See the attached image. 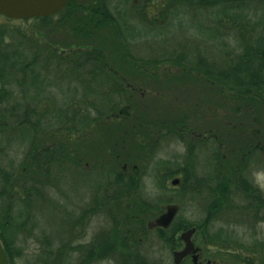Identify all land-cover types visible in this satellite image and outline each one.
Segmentation results:
<instances>
[{
  "label": "trees",
  "instance_id": "1",
  "mask_svg": "<svg viewBox=\"0 0 264 264\" xmlns=\"http://www.w3.org/2000/svg\"><path fill=\"white\" fill-rule=\"evenodd\" d=\"M132 9L139 17L133 21L128 17ZM196 12L204 14V19L182 20ZM32 19L26 27L10 24L9 18L0 22V241L9 264H22L17 260L23 257L29 239L38 242L40 250L33 262L25 264H66L61 262L65 258L74 264L105 260L157 264L142 253L144 236L153 232L159 246L171 252L180 246L178 233L191 227L208 245L236 249L234 256L241 261H264V237L252 238L246 246L251 254L237 252L234 245L243 247L242 240L232 236L228 226L241 222L237 217L221 220L232 197V182L235 212L253 213L254 218L259 214L253 229L245 227L253 234L261 233L264 225V191L241 173L246 164L252 165L250 158L256 151L264 158V0H69L59 12ZM137 22L153 27L184 24L182 36L188 37L169 53L137 54L133 48L139 46L144 30L137 29ZM210 46L214 55L207 51ZM51 65L80 73L99 72L114 86L106 91L107 99L115 97L114 103L102 106L100 96L80 95L72 100L62 94L54 99L55 84L47 73ZM26 79L31 82L27 93L21 87ZM183 81L191 84V100L185 108L173 106L169 117L161 120L135 112L149 93L156 94L153 99L171 92L177 100L171 85ZM206 95L209 102L204 100ZM219 107L225 112L217 119L213 113ZM190 118L206 119L209 125L200 127ZM113 123L122 132L120 138L113 140L100 160L86 159L79 144ZM131 133L133 141L126 137ZM166 135L184 144L183 162L179 161L182 155L176 160L159 158L156 147ZM126 139L144 153L133 155ZM126 142L128 153L117 150ZM203 145L212 163L207 171H198L194 157ZM60 165L110 172L78 211L73 227L83 217L85 224L102 214L106 217L102 239L89 244L57 243L36 220L24 216L23 206L35 197H45V188L56 189L54 174ZM152 165L159 167L157 175ZM254 166L264 167V162ZM175 176H179V187L168 188L167 180ZM159 189L166 190L165 198L159 196ZM153 190L157 193L152 196ZM202 192H206L200 194L205 210L191 219L183 212L182 198ZM56 202L57 207L63 206ZM174 202L180 204L181 212L177 209L179 213L166 226L156 223L161 204Z\"/></svg>",
  "mask_w": 264,
  "mask_h": 264
},
{
  "label": "rangeland",
  "instance_id": "2",
  "mask_svg": "<svg viewBox=\"0 0 264 264\" xmlns=\"http://www.w3.org/2000/svg\"><path fill=\"white\" fill-rule=\"evenodd\" d=\"M118 1V0H114ZM126 8L128 9L129 3H125ZM192 15H186L183 17L182 20L190 21H200L201 19H204V14L201 12H196V14L193 13ZM129 19L131 21L139 18L137 13L134 9L129 11ZM196 17V18H195ZM0 22H9L6 17L0 15ZM10 24H16L20 27L29 26L33 23V19H11L9 22ZM136 27L137 29H144L139 37V40L137 41V44H139L138 47H134V51L137 54L146 55L150 57H156L158 55H162L163 53H169L173 48L176 46H182L183 40H187L186 37H188V34L184 37L182 36V32H184V24L181 26L179 24L175 23H169L167 26L159 27L152 25H146L143 22H137ZM164 32L165 35L160 37L159 33ZM176 40H181L178 43H175ZM205 41V40H204ZM210 54H215V50L212 49L210 46L209 49ZM218 57V56H217ZM39 71H41V68H36ZM162 68H160L161 70ZM153 71V69H150V71ZM162 71V70H161ZM48 77L53 81L55 84V92L56 94L53 95L54 99H60L62 94L64 96H68L72 98V100L76 97L78 98L81 96H91L93 97H99L98 102L101 103L102 106L109 105L114 103L113 100H115V97L113 99H107V90H113V85L110 84L105 80V78L99 73H80L75 70H72L70 68H57L54 65H51L48 69ZM160 73V72H159ZM36 85V83L34 82ZM31 82L29 79H26V81L21 85L24 91L26 93L30 89ZM169 86V85H166ZM175 88V92L177 93V100L174 99V93L171 94V92L167 93L164 91L162 96L151 98L153 95L156 96L154 93L146 92V94L149 93V96H146L142 104L138 105L137 109H135V112L137 114H140V116H144L145 118H152L153 120H161L169 117V112H172L171 108L173 106H176L178 108H185L189 105V101L191 100V93L188 91L191 89V84L189 81H183L180 84H173L171 85ZM37 87L41 89V85L38 83ZM199 90V89H198ZM58 95V96H57ZM111 96H114L112 94H109ZM147 99V100H146ZM204 100L206 102L208 101L207 95L204 97ZM61 102V101H59ZM156 103V106L154 105L152 108H147V105ZM169 108V109H168ZM178 108H176L178 110ZM168 109V110H167ZM225 110L221 107H219L218 112L213 113L214 116L218 118H222L224 115ZM216 114V115H215ZM139 116V117H140ZM209 117V116H208ZM140 119V118H139ZM142 120H145L142 118ZM191 121V118L189 119ZM139 121V120H137ZM210 121V120H209ZM195 124H198L200 127H205L209 125L207 123V120H199L194 121ZM113 124H106L103 128H99L95 133L94 131L91 132V134L94 133L92 138L89 142H86L79 144V150L82 154H85L84 156L86 159H90V161L94 160H100L101 155H104V152L106 150H109V146H112L113 140L115 138H120V134L122 132H117L118 127H113ZM131 131V130H130ZM129 131V132H130ZM141 134L145 133V129H140ZM167 137L164 138L159 145H157L156 149L158 152H160L158 155H161L162 157H159L160 159L165 160L166 158L170 160H176L177 158L182 155L179 161L183 162V154L185 151V146L183 143L178 142L177 138H174L171 135H166ZM171 136V137H170ZM126 137H129L131 141H133L134 135L131 133L127 134ZM193 139L196 137L192 134ZM129 139H126L129 141ZM122 140V139H121ZM116 141V140H115ZM120 141V139L118 140ZM124 143V141H123ZM131 144L130 150L133 155H142L141 149H138V147H135L134 144ZM125 144V143H124ZM128 142H126V146H122V149L118 148L117 150H120V152L128 153L129 148H127ZM130 146V145H129ZM208 149L207 147L199 146L198 147V154L197 157H194V161H198V171H201L203 169L209 168V164H211V159L209 154L207 153ZM107 153V152H106ZM253 157L250 158L251 166H247L244 174L242 176L249 175L250 181L258 187V185L261 187L262 190H264V167H255L254 165H262L264 162V158L262 159L259 155V152L256 151ZM110 158V157H109ZM108 158V159H109ZM137 159V158H136ZM258 161H256V160ZM257 163V164H256ZM208 165V166H207ZM203 168V169H201ZM151 169L153 171V175H157L159 173V167L157 165H152ZM106 168H101L99 171H88L81 167H77L74 165H60V167L56 168L55 174H54V181L53 183L56 186L55 188H45V197H35L33 200L29 202V204H26L22 208V212L24 213V216H27L30 219L36 220L39 227L45 230V232H48L52 239L55 242H65L72 241L71 243H85L89 244L93 241H97L102 239V233H104V229L106 227V217L102 214H95L91 218V220H87L84 224V217L80 219V221H83L76 225V228L74 230V221L77 219L78 211H80L82 208H84L88 203V201L91 200L93 197V193L95 188L98 186V182L103 181V179L107 178L110 175V172L105 171ZM251 170V171H250ZM180 176V175H179ZM179 176H175L178 178ZM174 178V177H173ZM172 178L167 180V187L168 188H175L179 187V185L172 184L171 183ZM178 183V182H177ZM147 184H150L149 180L147 179ZM149 188V187H147ZM150 189V188H149ZM154 193H157V191L153 190L151 191L150 195H154ZM168 193L164 189H159V196L162 198H165ZM200 194H205L206 192L199 193L198 195L194 197H188L187 199L182 198L184 206H182L183 212L191 218H199L198 212H202L205 210V201L202 198ZM242 196V194L240 193ZM188 196V195H187ZM174 198L178 201H181V197L178 195H174ZM61 204H63L62 207H57V201ZM172 205H177L178 211H180V204L178 203H171ZM171 204H161L162 210L160 212H164L165 208L168 205ZM179 207V208H178ZM176 211V213L178 212ZM178 212V213H179ZM182 212V213H183ZM100 215V216H98ZM33 216V217H32ZM233 219H230V218ZM237 217V221L241 222L240 225H233L228 226V231L233 234L238 235L240 237L239 239L242 240L243 247L238 248L237 245H234L235 248H237V252L243 251L247 254H251V251L248 250L247 245H250L251 242H253L252 238L254 236L264 237V225L261 226L262 232L260 233H253L251 234V230L248 227H245V225H248L250 228H254L258 218L253 217V213L246 214L240 212H235V207H229L227 208V212L221 220L227 221V220H235ZM156 219V218H154ZM153 219V220H154ZM221 223V222H220ZM160 225V224H159ZM72 228V230H71ZM41 231V230H40ZM235 231V232H234ZM80 235V236H79ZM196 235V244L200 247L202 246L205 248V254L208 257H215L218 258L217 260H220V257L224 260H227L228 264H243L241 260L234 256V252H236V249L229 248V249H223V248H207L205 247L206 241L201 240L199 232H195ZM76 236V237H75ZM256 238V237H255ZM28 246H25L24 255L22 258L17 260V262H22V264H25V262H33L35 259L36 254L40 250L39 243L29 239L28 240ZM163 245V244H161ZM217 249V250H216ZM220 253H219V251ZM216 250V253L214 251ZM142 253H144L147 257L155 260L158 262V260H163V264H172V255L171 252H169L166 248H161L159 246L158 240L156 239L153 232H149L144 236V242L142 244ZM243 254V253H242ZM73 258H77V255L73 254ZM77 260V259H76ZM61 262H66V264H74V260H67V258L61 260ZM94 264H115L112 260H105V261H97ZM185 264H192V263H185ZM205 264V263H204Z\"/></svg>",
  "mask_w": 264,
  "mask_h": 264
},
{
  "label": "water",
  "instance_id": "3",
  "mask_svg": "<svg viewBox=\"0 0 264 264\" xmlns=\"http://www.w3.org/2000/svg\"><path fill=\"white\" fill-rule=\"evenodd\" d=\"M69 0H0V15L9 19H29L40 18L42 16L52 15L59 12ZM178 178L171 180L172 184H177ZM177 208L174 205H168L165 213H163L157 223L168 225L173 218ZM195 231L194 227L188 228L180 233V237L184 241V246L180 250L173 252V261L175 263L194 250L191 236ZM0 264H9L7 254L0 241Z\"/></svg>",
  "mask_w": 264,
  "mask_h": 264
},
{
  "label": "flooded vegetation",
  "instance_id": "4",
  "mask_svg": "<svg viewBox=\"0 0 264 264\" xmlns=\"http://www.w3.org/2000/svg\"><path fill=\"white\" fill-rule=\"evenodd\" d=\"M193 135H196V134H194L193 133ZM197 135H199V136H201L200 134H197ZM179 140H181L180 138H178ZM204 141L205 140H203V141H199L198 142V144L197 145H201V144H203L204 143ZM203 142V143H202ZM246 168H247V164L245 165V167L241 170V173L242 174H244V172H245V170H246ZM251 171V170H250ZM246 177H249V175H247ZM172 179H174V178H172ZM258 187H260L259 185H258ZM239 191L241 192V193H243L244 191L240 188L239 189ZM262 191H264V190H262ZM229 193H230V195L232 196V197H229V204H228V208L229 207H232L233 208V205L234 204H237L236 203V201H235V189H234V183H230V190H229ZM238 193V192H237ZM237 195V194H236ZM242 197V196H241ZM165 211H166V209H165ZM165 211L164 212H161L157 217H156V220H158L159 219V217L163 214V213H165ZM177 213L175 212V214H174V216H173V218L171 219V221L174 219V217H175V215H176ZM170 221V222H171ZM157 223V222H156ZM159 224V223H158ZM161 225V224H160ZM212 226H213V223H212ZM212 226L210 225L209 226V229H212ZM195 228V231H194V233H193V235L191 236V241L193 242V245H194V250H192L189 254H187L185 257H183L181 260H180V262H178V263H175L174 261H173V252L174 251H176V250H180V249H182L183 248V246H184V241L182 240V238L180 237V233L183 231H180L179 233H178V237H179V239H180V241H179V243H180V246L179 247H177V248H175V249H173L172 251H171V255H172V264H185V263H192V264H228V263H224V262H228L227 260H224L223 258H221L220 257V260H217L218 258H215V257H208L206 254H205V248H203L202 246L200 247L199 245H197L196 244V242H197V240H196V235H195V232L197 231V229H196V227H194ZM198 232V231H197ZM229 232V231H228ZM200 234V233H199ZM200 237H201V240H204L205 241V239L203 238V236H201L200 235ZM202 245L203 244H205V247H206V249L207 248H220V247H218L217 245H208V244H206V242L205 243H201ZM221 249V248H220ZM217 250V249H216ZM216 250L214 251V253H216ZM218 251H219V249H218ZM219 253H220V251H219ZM221 254V253H220ZM253 260H255L254 262H245V261H241V262H243V264H264V261H260L261 259L260 258H257V259H253ZM163 262V260H158V263L157 264H163L162 263Z\"/></svg>",
  "mask_w": 264,
  "mask_h": 264
}]
</instances>
